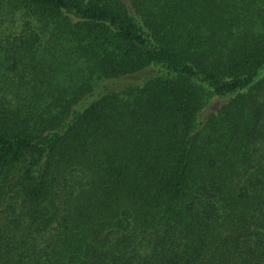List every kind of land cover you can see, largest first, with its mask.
<instances>
[{"label":"trees","instance_id":"trees-1","mask_svg":"<svg viewBox=\"0 0 264 264\" xmlns=\"http://www.w3.org/2000/svg\"><path fill=\"white\" fill-rule=\"evenodd\" d=\"M0 264H264V0H0Z\"/></svg>","mask_w":264,"mask_h":264},{"label":"rangeland","instance_id":"rangeland-1","mask_svg":"<svg viewBox=\"0 0 264 264\" xmlns=\"http://www.w3.org/2000/svg\"><path fill=\"white\" fill-rule=\"evenodd\" d=\"M4 19H5V18H4ZM11 24H12V23L6 21L5 23L2 24V27H3V26H7V25H9V26L11 27Z\"/></svg>","mask_w":264,"mask_h":264}]
</instances>
